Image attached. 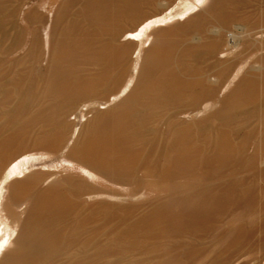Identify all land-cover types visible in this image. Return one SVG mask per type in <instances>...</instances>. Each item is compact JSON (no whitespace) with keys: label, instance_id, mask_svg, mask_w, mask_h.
<instances>
[{"label":"rangeland","instance_id":"1","mask_svg":"<svg viewBox=\"0 0 264 264\" xmlns=\"http://www.w3.org/2000/svg\"><path fill=\"white\" fill-rule=\"evenodd\" d=\"M0 220V264H264V0H0Z\"/></svg>","mask_w":264,"mask_h":264},{"label":"bare ground","instance_id":"2","mask_svg":"<svg viewBox=\"0 0 264 264\" xmlns=\"http://www.w3.org/2000/svg\"><path fill=\"white\" fill-rule=\"evenodd\" d=\"M163 20V19H162ZM155 21H150V22H146V21H144V22H142L141 23V25H140V27H139V29H137V31L138 32H144V30H146V29H148L149 28V26L152 24V23H154ZM144 36V35H143ZM127 37L128 38H130V36H128L127 35ZM130 83V82H129ZM129 85V84H128ZM120 92H122V91H119V92H117V91H115L114 93H113V96L111 97V100H108V101H106L104 104H106V103H111V101H114V100H116L117 98H118V96H119V94H120ZM124 92V91H123ZM122 92V93H123ZM73 137V136H72ZM71 137V138H72ZM23 165L24 164H22L20 167L18 166V165H13V166H11L10 168H9V170L7 171V177L5 178V181H4V185H6L5 183H6V181L10 178V177H12L14 174H17V173H20V172H22L21 170H22V168H23ZM71 168H73L74 170H76V171H79L82 175H84V176H87L88 178H91L93 175H92V173H91V170L89 169V168H87V167H80V166H78V165H76V166H71ZM92 179V178H91ZM3 184V183H2ZM3 225H5V226H7L6 225V223H3V221L2 220H0V231H2V229H3ZM15 232V231H14ZM1 233V232H0ZM3 236L1 237L0 236V247H2V245L4 244V243H6V242H10V238L13 236V229L12 230H3ZM1 250V249H0Z\"/></svg>","mask_w":264,"mask_h":264}]
</instances>
